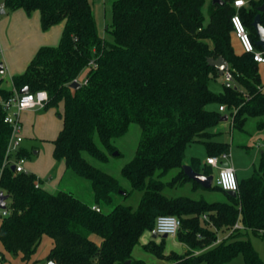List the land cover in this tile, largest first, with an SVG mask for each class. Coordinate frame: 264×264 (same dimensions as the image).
<instances>
[{
	"label": "trees",
	"instance_id": "obj_1",
	"mask_svg": "<svg viewBox=\"0 0 264 264\" xmlns=\"http://www.w3.org/2000/svg\"><path fill=\"white\" fill-rule=\"evenodd\" d=\"M2 1L4 11L39 10L43 30L64 22L59 43L42 45L25 70L12 75L11 85L4 83L0 72V97L8 99L27 86L29 91H47L46 109L63 103V125L53 140V156L64 160L66 170L90 180L94 196L88 203L70 191L51 192L35 172L15 173L11 165L3 166L11 127L0 102V192L8 195L7 213L0 212L2 259L7 260V253L20 254L27 264L47 236L53 241L47 259L55 264H224L239 254L246 264H264L243 236L244 229L264 236V149L252 173L239 179L237 195L215 183L207 188L223 192L228 200L163 192L188 181L193 188L203 187L183 169L190 143L202 142L208 155L230 151L229 142L216 138L221 131L215 128L224 113L211 104L230 109L232 127L242 128L253 116L264 131L260 62L242 47L236 49L232 22L237 10L256 48L263 50L256 43L253 22L264 0H247L238 9L234 0H113L112 21L106 27L111 40L100 33L90 0ZM260 13L264 26V11ZM220 56L227 61L232 80L215 91L210 81L223 74L208 59ZM75 79L81 85L73 88L70 83ZM131 123L140 125L141 134L133 157L121 168L131 185L127 190L86 154L108 161L117 150L112 139L126 134ZM28 153L22 145L17 155ZM187 162L213 174L212 166L202 165L196 156ZM175 168L176 174L164 179ZM120 190L124 195L139 190L138 206L117 203L104 211L102 205L112 204ZM161 214L181 218L177 238L190 251L179 256L176 251L154 252L162 260L176 257L167 263L133 257L141 235L155 230ZM204 214L211 226L201 222ZM237 222L242 228H233ZM228 229L229 235L217 241L218 232ZM154 242L143 247L150 251ZM162 245L166 246L164 237Z\"/></svg>",
	"mask_w": 264,
	"mask_h": 264
},
{
	"label": "rangeland",
	"instance_id": "obj_2",
	"mask_svg": "<svg viewBox=\"0 0 264 264\" xmlns=\"http://www.w3.org/2000/svg\"><path fill=\"white\" fill-rule=\"evenodd\" d=\"M112 1L113 0H105V3H103V0H94L93 6L95 9V13L98 12L100 24H102L103 26V34L107 39L110 40L112 39V34L105 30V25L109 24L112 21ZM104 10L105 14L103 15L102 12L104 13ZM10 13L11 11H5L4 13L0 11V17H5ZM1 73L3 74V72ZM84 76L85 72L80 75V78L83 79ZM210 87L216 91L220 90L223 87L221 77L212 79L210 81ZM257 119V117L248 116L242 128L232 127L230 125L232 118L228 119V121L222 120L220 126V128L222 127V131L216 137L218 140L229 142L231 152L229 162L230 164L236 167L237 176L239 179L241 177H248L252 173L253 169L258 165L261 151L262 149H264V131L257 128ZM225 123L227 124L223 126ZM140 134V125L137 123H131L129 130L126 134L112 139L113 143L117 146V151H120L121 154L110 155L108 161L98 160L90 156L89 154H86V157L94 165L116 176L124 189L131 190L130 182L121 174V168L126 162H128L133 157L139 141ZM41 142L43 143L42 139H40V137H37L36 135H26L24 137L22 145L29 152V155L25 156L27 158L26 165H28L31 170L35 168L38 172H45L44 178L46 179H48L49 176H52L53 178L57 177L56 184L51 186V189L54 192H57L59 190L70 191L76 196L82 198L84 201L88 203H93L94 196L90 180L83 178L70 170H65L63 160H58L51 155L49 148L50 145H47V143L49 142H45V144L42 145L40 144ZM38 145L39 147L43 146L40 154L34 152V149L37 148ZM191 156H196L203 160L206 156L205 145L200 141H194L190 143L186 149L185 159L187 160ZM31 164H35L34 168L31 167ZM176 172V168L172 169L164 177V179L170 180L172 176L176 174ZM212 172L215 179L218 175V168L213 167ZM163 192L168 196L187 195L193 198L203 197L209 201L228 200V197L223 192L218 190L207 189L203 187L193 189L192 184L189 181L182 185L166 187ZM140 198L141 192L139 190H133L128 195H124L123 193H117L114 195V201L112 202V204L102 205V209L104 211H108L112 208V206L117 203L131 205L132 207L136 208L138 206ZM201 222L206 226H211L210 222H208L206 214L201 216ZM232 229L219 231L217 241H220L224 237L228 236ZM243 236L251 241L252 245L258 250L259 255L264 260V236L255 234L251 229H244ZM162 237V234H159L157 237H153L152 231L145 230L140 237L139 243H137L133 249V257L141 258L146 262L150 263H167L168 261H172L176 257L172 255L162 260L159 259L154 252H156L157 250H161L163 251V253L168 255L170 253L175 254L174 251H176L179 256L184 255L185 253L190 251L188 246L185 248L182 243L173 240V237L171 235L165 238L167 242V247L163 245L160 246V243L162 242ZM94 239L98 240L100 238L95 236ZM148 239V242L152 241L150 239L156 240L154 242L156 247H153V249L151 248L152 250L150 251L146 250L142 246V243ZM49 247L50 245L48 242V237L44 236L38 246L37 251L35 252V258L38 260L37 264H49L50 261H47V253L49 251ZM193 252L195 254L198 253V251L194 250ZM15 259L16 258H14V260ZM14 260L12 261L11 259L10 261H4L3 259H0V264H25L23 262L21 263L19 260ZM27 264L34 263L33 261H31ZM224 264L246 263L242 255L239 254L235 258Z\"/></svg>",
	"mask_w": 264,
	"mask_h": 264
},
{
	"label": "crops",
	"instance_id": "obj_3",
	"mask_svg": "<svg viewBox=\"0 0 264 264\" xmlns=\"http://www.w3.org/2000/svg\"><path fill=\"white\" fill-rule=\"evenodd\" d=\"M90 1L93 7L94 0H90ZM1 3H3L2 0H0V4ZM103 3H105V0H103ZM1 10L2 9H0V11ZM93 10H94V14L97 20L100 33L104 35L102 31L103 26L102 24H100L98 12L95 13L94 7H93ZM102 14L103 15L105 14V10H104V13L102 12ZM63 27H64V22H60L55 25H52L47 30H43L41 26V14L39 10H34L31 14H28L23 8H18L16 10L11 11L9 15H6L5 17L4 16L0 17V62L3 63V68H4L3 74L1 73V76L4 79V83H6L7 85H11L12 75L22 73L27 67V65L29 64V62L31 61V59L33 58V56L35 55V53L37 52V50L42 45H57L61 38ZM106 27H107V24L105 25V30H106ZM234 46L236 47V49L241 50V44L239 42L238 37L236 36H234ZM259 72L262 78L263 90H264V63L262 62L259 63ZM221 80L223 84L224 83L223 77H221ZM222 89L223 87L218 91H221ZM210 107L219 109L218 104H211ZM62 111H63L62 102L59 104L58 107H50L46 109L43 106L42 107L36 106L34 108L22 111L20 113V118L22 121L23 136L25 137L26 135H29V136L36 135L37 137H40V139H42L43 143L41 142L40 143L41 145L45 144V142H49L47 143V145H50L49 147L50 152H51V155L53 156V148H54L53 140L57 137L63 125L62 115L60 114V112ZM221 112L228 115V118L226 119V121H228L230 109H225ZM226 124L227 123H225L223 126H225ZM220 126H221V123H219L215 129L217 131H222L221 129L222 127L220 128ZM42 147L43 146L39 147L38 145L37 148L34 149V152L37 154H40ZM207 156L208 154L206 153L205 158L201 160L202 165L207 164L205 162V159ZM189 159L190 157L186 160V163H188L187 161H189ZM26 162H27V158H26ZM34 165L35 164H31V167L34 168ZM25 167L28 171H33L40 178H42L43 187H45L51 192H54L51 189V186L56 184L57 177L53 178L52 176H49V178L46 179L44 178L45 172H42V171L38 172L35 168L31 170V168L28 165H26V163H25ZM64 168L66 170L65 162H64ZM211 168H213V166ZM192 188H193V185H192ZM152 235H153V232H152ZM171 236L173 237V240H176L182 243V245L185 248L187 247V245L184 242H181L178 240L176 235H171ZM167 237H169V235L164 238H167ZM150 240H154V239H150ZM96 241L99 243L100 239ZM148 241L149 239L143 242L142 246ZM48 242L50 245L48 249L50 250L53 241L49 237H48ZM166 247H167V242H166ZM2 249H3L2 245H0V250ZM6 256H7V261L8 260L10 261L11 259L13 261L14 258H16L15 259L16 261L19 260L21 263L23 262L21 260L20 254L18 256H12L7 253ZM31 261H33L34 264L35 263L37 264L38 260L35 258V253L28 263H30ZM47 261H51V260L47 259Z\"/></svg>",
	"mask_w": 264,
	"mask_h": 264
},
{
	"label": "built area",
	"instance_id": "obj_4",
	"mask_svg": "<svg viewBox=\"0 0 264 264\" xmlns=\"http://www.w3.org/2000/svg\"><path fill=\"white\" fill-rule=\"evenodd\" d=\"M246 3L247 0H234V5L237 9ZM3 7L4 3H1L0 9ZM232 22L234 25L235 34L239 39L242 49L246 52H251L256 61L260 63L264 62V50L256 48L249 34V30L242 21L237 10L232 16ZM223 79L224 81L232 80V73L228 69H225L223 73ZM84 82H86V80ZM47 100L48 93L44 89L28 91L26 93L16 92L15 95L9 97L8 99H2L0 97V102L7 110L4 120L11 127V133L8 138V145L3 166L14 165L13 169L15 173L28 171L25 167L26 157L17 155L18 151L22 147V142L24 139L22 134V121L20 118V113L36 106L42 107ZM225 109V104L219 105L220 111ZM230 156V151L223 152L220 155H208L205 159V162L214 168H218V175L215 179L213 178V183L215 182V184L219 185L224 190H235L237 192L239 190V178L237 176L236 168L229 162ZM0 212L2 214H6L7 209L0 208ZM180 226L181 218L175 214H161L156 218L155 222L156 232L162 235H177ZM233 228H242V226L239 222H237ZM2 257V253L0 251V259H2Z\"/></svg>",
	"mask_w": 264,
	"mask_h": 264
},
{
	"label": "water",
	"instance_id": "obj_5",
	"mask_svg": "<svg viewBox=\"0 0 264 264\" xmlns=\"http://www.w3.org/2000/svg\"><path fill=\"white\" fill-rule=\"evenodd\" d=\"M213 2H219L222 3L223 0H212ZM258 10L264 11V3H262L259 7ZM2 12H4V9L1 10ZM257 13L253 22V25L257 31L258 34V40L256 41V43L262 47V49L264 50V26L261 23V13ZM209 63L211 65H214L220 72V74H223L225 69L228 68V63L227 61L222 57H217V58H209L208 59ZM4 68H3V63L0 62V72H3ZM229 82H227L228 84ZM81 85V82L77 79L73 80L70 83V86L73 88H76L78 86ZM29 89L27 86H24L22 88L19 89V93H26L28 92ZM228 118V115L224 114L221 116V121L222 120H226ZM119 152L116 150L114 151V154H118ZM226 164V163H224ZM12 168H14V165H12ZM183 169L184 172L186 173L187 176H189L190 178L194 179L195 181H197L198 183H200L203 187L209 188L213 185V178L214 175L213 174H205L201 171H197L195 170L190 164L188 163H184L183 164ZM227 192L229 194L232 195H237V192L235 190H227ZM120 193H124V190H120ZM8 195L5 194L4 192H0V208H6V199H7ZM153 232V236L157 237L158 233L156 232V230L152 231ZM168 236V234H163V237ZM49 264H55L54 261H50Z\"/></svg>",
	"mask_w": 264,
	"mask_h": 264
}]
</instances>
